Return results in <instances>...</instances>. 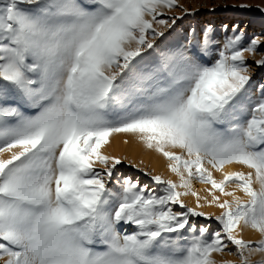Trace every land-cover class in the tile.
Instances as JSON below:
<instances>
[{
	"label": "snow or ice",
	"instance_id": "6c2138e0",
	"mask_svg": "<svg viewBox=\"0 0 264 264\" xmlns=\"http://www.w3.org/2000/svg\"><path fill=\"white\" fill-rule=\"evenodd\" d=\"M176 6L0 0V264H217L213 253L225 251L264 264L251 259L264 254V85L252 100L244 57L264 43L239 47L234 25L209 65V26L200 53L170 52L140 70L179 18L158 17ZM116 133L163 156L179 183L139 169L156 192L116 177L123 161L101 151ZM234 164L248 171H225ZM193 180L211 186L207 196ZM205 203L221 209L219 230L197 222L213 219ZM248 229L261 239L242 238Z\"/></svg>",
	"mask_w": 264,
	"mask_h": 264
},
{
	"label": "rangeland",
	"instance_id": "374dc122",
	"mask_svg": "<svg viewBox=\"0 0 264 264\" xmlns=\"http://www.w3.org/2000/svg\"><path fill=\"white\" fill-rule=\"evenodd\" d=\"M241 3L251 5L252 7L242 9L232 6ZM176 5L177 6L172 9H165L163 16L158 17V19L162 18L169 22L176 17L179 18L176 19L172 28L164 29L165 35L156 40L153 49H149L142 54L144 60L140 61L138 65L140 70L148 71L153 69L158 65L162 55L170 52L187 50L191 53H200L202 36L204 30L209 26L212 28V32L209 34L211 44L209 45L207 54L201 56L202 62L209 65L215 61L217 58L216 53L223 48L228 38L234 36L232 31L234 25H239L240 29L245 33L239 47H246L253 38H259L262 43H264V28H259L256 25L257 21L264 22V12L259 10V8H264V0H176ZM224 5H228V7ZM185 9L187 12L184 11ZM225 25L228 26L227 30L225 29ZM244 57L250 66L251 86L249 88V96L252 100H256L260 96L261 85H264V66L256 65L255 61L264 58V47L259 48L255 53L245 52ZM246 117L247 113L241 114L242 119ZM125 141L121 142L124 146L128 145V141L127 143H125ZM110 144L109 138V143L105 145L101 151L105 155L116 156L110 153ZM176 151L179 153V150ZM115 154H117L116 157L123 161L122 165L118 166V171L115 174L116 177H132L134 180H140L143 184H148L149 187L156 192H159L158 186L139 169L150 171L153 175H160L164 179H171L179 183L178 177L167 168L168 161L163 156H161V159L164 165L161 169H157L149 160L141 159L139 156L135 159H131L122 152ZM133 165H136V167H133ZM205 166L207 167V165ZM95 167L97 169H102L103 165L97 163ZM226 167H230V171H248L247 168L235 164L226 165L225 168ZM213 175L217 180L222 178L219 173L213 172ZM112 186L118 188L119 184L116 180H113ZM210 187L211 186L208 184L193 180L192 190L196 192L200 190L201 197L208 195V189ZM232 187V185H229L228 190H231ZM178 190L184 191L183 189ZM237 195H241V193L237 192ZM182 199L189 206H196V197L188 195L182 197ZM221 199H225V197H221ZM201 202L203 203V201ZM200 210L210 214L213 219L207 220L200 217L196 218L197 222L202 225H207L211 231L219 230L218 222L215 221L214 217L220 214L221 209L217 208L215 205L208 206V204L205 203L203 209ZM240 235L245 240L258 241L261 239L259 233L250 229L243 231ZM213 256L217 264H238L239 261L238 256L229 251L213 253ZM251 259L254 262L260 261L264 259V254L256 253Z\"/></svg>",
	"mask_w": 264,
	"mask_h": 264
},
{
	"label": "bare ground",
	"instance_id": "6f19581e",
	"mask_svg": "<svg viewBox=\"0 0 264 264\" xmlns=\"http://www.w3.org/2000/svg\"><path fill=\"white\" fill-rule=\"evenodd\" d=\"M256 25L259 28H264V22L257 21ZM110 138V147L109 151L113 155L115 153L122 152L125 156H129L131 159H135L136 157H140L141 159L149 160L151 164L157 168L161 169L163 167V161L161 155L155 153L151 150L146 149L141 143L138 142L135 136L128 133H116L113 134ZM127 140L128 145L124 146L121 142ZM107 153V152H106ZM153 168L154 170H156ZM225 171H230V167H226ZM200 189V187H199ZM199 194H201L200 190H197Z\"/></svg>",
	"mask_w": 264,
	"mask_h": 264
}]
</instances>
